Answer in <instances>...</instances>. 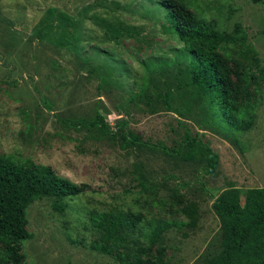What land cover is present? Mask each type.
I'll use <instances>...</instances> for the list:
<instances>
[{
  "label": "rangeland",
  "instance_id": "rangeland-1",
  "mask_svg": "<svg viewBox=\"0 0 264 264\" xmlns=\"http://www.w3.org/2000/svg\"><path fill=\"white\" fill-rule=\"evenodd\" d=\"M157 1L0 0V154L47 165L58 176L91 188L66 198L64 208L49 197L27 204L24 227L29 237L12 245L20 264H130L119 256L121 249L102 253L88 247L97 238L88 212L107 210L178 222L163 233L166 264H210L221 248L213 198L228 186L240 190V200L246 189L264 187V81L252 68L255 86L241 89L238 42H222L215 53L228 67L237 102L248 97L254 103L249 130L201 126L202 113L195 107L180 116L157 100L148 110L135 95L144 81L152 86L147 77L154 78L160 91L165 86L176 90L175 50L182 43L163 28L164 12ZM182 9L220 32H231L237 23L245 33L244 46L264 69L263 3L187 0ZM90 66L108 71L109 84L97 87L98 71ZM94 110L111 126L126 120L141 139L169 147L181 142L178 121L184 123L191 137L217 154L214 172H204L205 156L196 142L185 160L89 139L56 120L91 116ZM154 248L141 257L153 261Z\"/></svg>",
  "mask_w": 264,
  "mask_h": 264
},
{
  "label": "trees",
  "instance_id": "trees-1",
  "mask_svg": "<svg viewBox=\"0 0 264 264\" xmlns=\"http://www.w3.org/2000/svg\"><path fill=\"white\" fill-rule=\"evenodd\" d=\"M187 0H159L156 2L164 12L166 32L174 35L182 45L175 50L174 64L175 91L169 86L160 91L153 77L137 89L135 95L148 110L160 102L166 111L178 115L183 110L193 107L202 113L201 126L217 127L223 130H249L255 119L254 103L244 97L242 103L237 97L227 75V65L223 57L215 53L221 43L238 42V56L243 64H238V80L241 89L248 85L255 86L252 68L264 81V69L258 58L244 46L245 33L236 23L231 32H220L213 28L197 13L183 10ZM251 3H263L264 0H249ZM53 14L54 9H47ZM50 26L44 27L47 29ZM49 30V29H48ZM237 40V41H236ZM172 64V63H168ZM162 66L159 65L157 68ZM158 70V69H156ZM96 72L97 87L109 84V73L90 66ZM106 88V87H105ZM153 96V100L150 99ZM133 100V98H131ZM47 107L51 105L40 99ZM62 126L75 131L82 130L84 135L93 140H110L126 149L129 146L161 151L165 155H179L190 158V150L196 142L199 152L205 156L204 172L211 174L218 162L217 154L202 143L196 136L191 137L187 126L178 121L182 128V140L177 147H169L162 142L143 140L127 127L126 120L120 119L113 126L94 110L91 116L56 119ZM187 148V152L183 151ZM201 148V150H200ZM137 183L143 187L142 176L137 173ZM91 190L84 183L76 184L67 178L58 176L47 165L31 161H18L10 154H0V264H20V256L13 243L29 237L25 225V207L35 198H53L55 206L64 208V200ZM240 190L228 186L217 194L211 206L218 217L221 248L210 260V264H264V187L248 188L240 200ZM88 223L97 238L90 241L89 248L102 253H110L115 248L121 249L119 256L130 264H166L164 260L163 233L180 224L173 220L158 217L137 219L131 211L107 210L88 212ZM151 245L154 248V260L143 259ZM118 255V253H117Z\"/></svg>",
  "mask_w": 264,
  "mask_h": 264
}]
</instances>
